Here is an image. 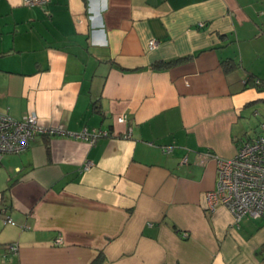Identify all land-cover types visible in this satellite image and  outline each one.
I'll use <instances>...</instances> for the list:
<instances>
[{
	"label": "crops",
	"instance_id": "obj_1",
	"mask_svg": "<svg viewBox=\"0 0 264 264\" xmlns=\"http://www.w3.org/2000/svg\"><path fill=\"white\" fill-rule=\"evenodd\" d=\"M249 75L264 0H0V112L67 131L3 156L0 264H264V220L206 202L264 119Z\"/></svg>",
	"mask_w": 264,
	"mask_h": 264
},
{
	"label": "built area",
	"instance_id": "obj_2",
	"mask_svg": "<svg viewBox=\"0 0 264 264\" xmlns=\"http://www.w3.org/2000/svg\"><path fill=\"white\" fill-rule=\"evenodd\" d=\"M42 2L43 0H23L25 5ZM156 44L155 39L148 41L149 48L155 47ZM255 83L260 82L256 79ZM116 120L126 122V114H119ZM259 126L260 131L243 140L235 155L230 158H216V187L206 194L208 209L213 210L218 204L225 205L233 214L236 222L245 216L264 220V119L261 120ZM65 133L67 131L62 125L43 124L34 113L15 118L7 111L0 112V164L5 154L20 153L26 150L31 140L39 134ZM73 135L92 144L101 136L111 135V132L98 128L89 130L83 128ZM162 149L169 151L171 146H163ZM203 160V155H201L200 162ZM89 165V161L85 162L83 169H87ZM5 222L14 223L9 216H5ZM60 241V237L54 239L55 243ZM6 247L15 251L17 244H8Z\"/></svg>",
	"mask_w": 264,
	"mask_h": 264
},
{
	"label": "trees",
	"instance_id": "obj_3",
	"mask_svg": "<svg viewBox=\"0 0 264 264\" xmlns=\"http://www.w3.org/2000/svg\"><path fill=\"white\" fill-rule=\"evenodd\" d=\"M186 58V57H184ZM184 58H176V59H172V60H166V61H157L155 63H153V67L156 69H162V68H167L170 65H172L173 63H176L178 61H180L181 59ZM224 67L225 69H231V68H235V64L231 61H224ZM257 78H255L253 75H249L248 76V82H250L251 84H253L255 87H257L259 90H264V80H259L260 83H255V80ZM261 252L264 253V244L261 245Z\"/></svg>",
	"mask_w": 264,
	"mask_h": 264
},
{
	"label": "rangeland",
	"instance_id": "obj_4",
	"mask_svg": "<svg viewBox=\"0 0 264 264\" xmlns=\"http://www.w3.org/2000/svg\"><path fill=\"white\" fill-rule=\"evenodd\" d=\"M262 103H259L258 105H257V108L256 109H260L262 112H264V104H262ZM253 108H252V110L251 109H249V111H248V117L249 118H246V119H248V121L247 122H249L248 124L249 125H251V122H252V128L251 129H253L254 128V130H256L255 132H259L260 131V126L259 125H257L256 123H257V118H254L253 117V115H252V112H253ZM252 116V117H251Z\"/></svg>",
	"mask_w": 264,
	"mask_h": 264
}]
</instances>
